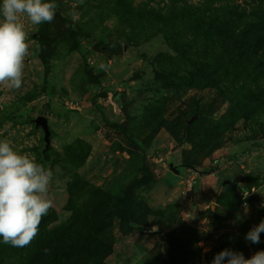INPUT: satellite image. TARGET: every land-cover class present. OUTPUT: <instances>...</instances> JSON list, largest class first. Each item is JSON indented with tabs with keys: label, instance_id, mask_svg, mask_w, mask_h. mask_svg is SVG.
I'll return each instance as SVG.
<instances>
[{
	"label": "rangeland",
	"instance_id": "374dc122",
	"mask_svg": "<svg viewBox=\"0 0 264 264\" xmlns=\"http://www.w3.org/2000/svg\"><path fill=\"white\" fill-rule=\"evenodd\" d=\"M54 2L22 87L0 85V140L52 171L53 204L29 246L0 238V264L264 250L245 239L264 220V0Z\"/></svg>",
	"mask_w": 264,
	"mask_h": 264
},
{
	"label": "clouds",
	"instance_id": "9594fccd",
	"mask_svg": "<svg viewBox=\"0 0 264 264\" xmlns=\"http://www.w3.org/2000/svg\"><path fill=\"white\" fill-rule=\"evenodd\" d=\"M57 7L54 0H2L0 85L15 90L22 87L25 61L30 55L27 27L51 23ZM100 67L106 70L104 64ZM52 178V171L36 163L34 157L18 153L9 141L0 140V238L4 244L24 248L37 237L42 217L53 204L48 195ZM244 207L247 210L248 206ZM156 230V226L150 229ZM262 232L264 220L253 226L245 239L258 244ZM225 260L226 264H264V250L246 259L241 252L224 249L212 264H225Z\"/></svg>",
	"mask_w": 264,
	"mask_h": 264
},
{
	"label": "water",
	"instance_id": "95a60500",
	"mask_svg": "<svg viewBox=\"0 0 264 264\" xmlns=\"http://www.w3.org/2000/svg\"><path fill=\"white\" fill-rule=\"evenodd\" d=\"M35 123H36L37 126H41L42 127V129L45 132V140H46L47 144H49V141H50V129H49V124H48L47 118L42 116V115L38 116L35 119ZM223 183L224 184H231L232 182L230 180H225V181H223Z\"/></svg>",
	"mask_w": 264,
	"mask_h": 264
},
{
	"label": "trees",
	"instance_id": "16d2710c",
	"mask_svg": "<svg viewBox=\"0 0 264 264\" xmlns=\"http://www.w3.org/2000/svg\"><path fill=\"white\" fill-rule=\"evenodd\" d=\"M88 76H89V79L92 81V82H94V83H97V84H99L100 82L98 81V79L95 77V75H94V73L91 71V70H89L88 69ZM118 126V128H120V129H123V127L121 126V125H117ZM135 144V143H134ZM232 184V183H231ZM230 184V185H231ZM1 242V241H0Z\"/></svg>",
	"mask_w": 264,
	"mask_h": 264
}]
</instances>
